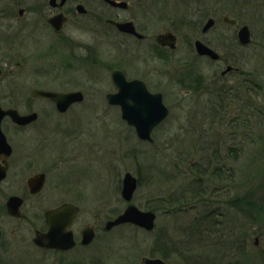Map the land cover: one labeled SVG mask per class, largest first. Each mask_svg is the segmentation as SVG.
Segmentation results:
<instances>
[{"label":"flooded vegetation","instance_id":"flooded-vegetation-1","mask_svg":"<svg viewBox=\"0 0 264 264\" xmlns=\"http://www.w3.org/2000/svg\"><path fill=\"white\" fill-rule=\"evenodd\" d=\"M123 23L131 24L136 33L121 31L117 24ZM97 31L103 38L114 36L138 46L149 42L144 55L156 53L159 60L169 63L203 61V98L217 99L223 111L221 121L235 128L221 135L225 137H216L219 142L222 138L225 143L233 142L226 146V155L232 159L238 153L240 139H255L253 130L239 133L238 128H252L256 114L262 112L264 117L255 102L257 94L264 96V0H0V115L8 111L19 117L37 115L29 123H18L9 114L0 118V264H111L112 246L122 238L115 236L117 230L131 226L145 232L133 224L112 225L127 206L115 216L86 214L76 194L73 197L67 188L72 185L62 177L54 180L36 153L43 136L33 140L35 136L28 133L42 115H63L79 105L60 112L54 101L34 95L59 91L42 82L52 71L41 65L33 68L32 62L52 60L62 49L75 52L77 59L81 51L91 55L78 39H90ZM131 52L140 54L138 49ZM257 56L263 57L261 63ZM106 70L111 78L117 70L127 80L142 81L164 101L163 92L150 86V78L157 75L153 69L133 78L122 66ZM175 70L170 71L173 76L179 72ZM192 74L191 70L180 71L178 78ZM33 100L49 102L48 108L33 109ZM108 105L120 111L126 122L120 105ZM224 169L218 170L225 176L221 173L218 178L217 194L203 190V201L210 196L209 202L217 204L209 212L205 209V216L226 217L238 211L236 175L228 176ZM146 211L157 214L155 208ZM145 258L156 259L142 257L139 264Z\"/></svg>","mask_w":264,"mask_h":264},{"label":"rangeland","instance_id":"rangeland-1","mask_svg":"<svg viewBox=\"0 0 264 264\" xmlns=\"http://www.w3.org/2000/svg\"><path fill=\"white\" fill-rule=\"evenodd\" d=\"M78 40L91 55L81 51L77 59L75 52L62 49L52 60L32 62V67L41 65L52 71L42 79L50 83L48 89L82 91L84 101L66 114L42 115L28 133L35 136L33 140L43 136L36 153L54 180L62 177L72 185L67 188L73 197L76 194L86 214L121 213L128 206L122 196L125 175L130 173L138 180L131 202L143 211L155 208L156 227L147 233L131 226L117 230L115 236L122 238L112 246L111 264H139L146 256L166 264H264L262 112L256 114L252 128H238L239 133L253 130L256 136L253 142L240 139L237 156L230 159L226 146L233 142L225 143L222 138L219 143L216 137L231 134L235 128L221 121L223 111L217 99L203 98V61L169 63L159 60L156 53L144 55L149 42L138 46L114 36L103 38L98 31L90 39ZM258 58L261 63L263 57ZM185 64H191V69ZM111 66H122L129 78L141 77L150 68L156 71L150 86L163 92L170 115L154 131L153 143L140 141L120 111L108 105L106 96L116 90L106 70ZM173 70L179 72L173 76ZM185 70L194 76L179 79L180 71ZM255 102L264 111V96L257 94ZM47 103L33 100L32 108L42 112ZM223 167L228 176L236 175L238 211L226 217L205 216V209L209 212L217 204L209 202L210 196L209 201H203L204 197L195 200L196 192L200 185L204 193L217 194L218 178L221 173L225 176L218 170ZM227 199L230 201V195Z\"/></svg>","mask_w":264,"mask_h":264},{"label":"water","instance_id":"water-1","mask_svg":"<svg viewBox=\"0 0 264 264\" xmlns=\"http://www.w3.org/2000/svg\"><path fill=\"white\" fill-rule=\"evenodd\" d=\"M121 31L136 33L131 24H117ZM199 52L203 55V47L199 46ZM113 80L117 88L115 94L107 96L110 104L120 105L123 119L130 126L135 127L138 137L144 141L152 142V132L169 115V109L163 103L161 94H152L148 91L145 83L139 80L127 81L121 71L114 70ZM34 95L45 97L57 104L60 112H66L73 104L84 100L82 92H45L37 91ZM12 115L18 123H29L37 119V115L19 117L16 112L8 111L0 115ZM1 133V130H0ZM138 181L132 174H126L123 181V198L131 202L137 189ZM156 214L153 212L140 211L136 206L129 205L125 213L121 215L112 225L120 223H132L144 229L152 230L155 226ZM142 264H165L162 259L145 258Z\"/></svg>","mask_w":264,"mask_h":264},{"label":"trees","instance_id":"trees-1","mask_svg":"<svg viewBox=\"0 0 264 264\" xmlns=\"http://www.w3.org/2000/svg\"><path fill=\"white\" fill-rule=\"evenodd\" d=\"M220 143V142H219ZM218 151H219V148H218ZM218 151H216V152H218ZM237 155H233V157H232V159L233 158H235ZM230 158V157H229ZM226 158H224V160H225ZM198 174V177H200V178H202V176H203V174L201 173V172H198L197 173ZM197 187V186H196ZM198 195V197L196 196L195 198V200H197V198H199V199H201L202 197H203V190H202V188L200 187V185H199V188H198V191L196 192Z\"/></svg>","mask_w":264,"mask_h":264}]
</instances>
